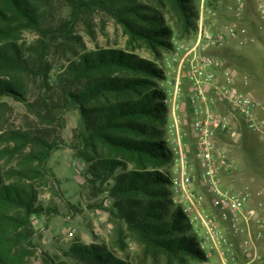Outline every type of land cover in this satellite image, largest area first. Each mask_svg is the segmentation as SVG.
I'll use <instances>...</instances> for the list:
<instances>
[{"label":"trees","instance_id":"trees-1","mask_svg":"<svg viewBox=\"0 0 264 264\" xmlns=\"http://www.w3.org/2000/svg\"><path fill=\"white\" fill-rule=\"evenodd\" d=\"M45 1L0 0V100L11 98L23 104L45 125H55L65 111L77 110L80 120L72 149L86 163L92 182L109 183L113 199L109 212L117 221L118 234L126 231L144 252L162 254L169 263L206 261L188 216L173 198V178L165 170L174 151L163 139L170 107L168 92L158 84L166 80L162 68L124 50L85 52L63 73L58 100L46 91L35 102L27 98L22 78L31 77L41 89L49 88L48 53L69 33V21L50 20L49 2ZM166 1L180 33H196L199 12L194 0ZM64 3L71 10V21L101 10L113 16L131 40L144 43L151 51L172 47L167 39L173 28L135 0ZM26 30L37 35L29 47L17 41ZM0 107L5 104L0 102ZM8 135L7 141L14 144L10 154L29 145L36 150L24 156L26 171L4 172L0 166V264H28L35 248L31 218L55 212L38 203L35 187L27 181L49 174L46 163L60 144L23 130ZM258 173L264 177V171ZM40 256L42 264H130L99 244H73L66 261H55L45 252Z\"/></svg>","mask_w":264,"mask_h":264},{"label":"rangeland","instance_id":"rangeland-1","mask_svg":"<svg viewBox=\"0 0 264 264\" xmlns=\"http://www.w3.org/2000/svg\"><path fill=\"white\" fill-rule=\"evenodd\" d=\"M135 1L146 7L148 14L159 16L160 20L164 21L163 25L173 28L172 37L167 39L172 43L171 49L158 47L157 50L151 51L144 43L131 40L114 17L104 11L86 12L71 21V10L64 0L45 1L49 2L50 20L57 21L58 24L69 21V33L65 39L54 43L48 53L49 88L41 89L40 83L31 77L22 78L27 88V98L35 102L46 91L58 100L64 85L63 73L69 64L85 52L99 49L124 50L155 62L164 70L166 76V80L158 84L169 94L185 48H189L196 41L202 20L203 30L209 33L228 32L233 29L236 35L228 38L223 49H204L201 54L221 58L233 72L237 88L264 102V0H194L199 12L198 31L187 35L180 33L166 0ZM43 10L45 11L46 7ZM17 38L20 45L29 47L37 40V35L26 30ZM0 102L5 104V107H0V166L4 172L12 169L26 171L28 166L24 156L35 149L29 145L20 153L10 154L14 144L7 141L9 131L23 130L60 144L46 163L49 174L27 181L35 187L38 203L43 208L55 212L51 216L31 218L35 231V248L28 258V264H42L41 252L49 254L55 261H66L65 254L73 244L104 245L114 256L130 264H179L174 261L167 262L162 254L144 252L143 246L126 231L118 234L117 221L109 212L113 204L109 183L92 182L86 172V163L78 158L72 149L77 142L76 130L80 120L77 110L65 111L59 123L55 125H45L30 114L23 104L11 98H3ZM180 117H184V112L180 113ZM171 126L172 118L169 116L163 139L170 144L174 157L165 170L174 182L179 163L176 159ZM182 132L186 135L184 139L190 142V129L187 125H182ZM239 136L237 141L225 138L219 143L235 165L233 173L223 177L222 183L223 187L248 192L254 206L258 202L264 203V177L258 173L264 171V137L245 130H239ZM254 160L256 162H253ZM172 189L173 198L176 203L181 204L188 216L199 245L202 241L206 242V230L202 223L196 214L188 209L187 203L182 200L174 185ZM191 190L204 196V215H213L215 212L205 188L194 182ZM258 192H261V196H258ZM220 231L227 241L232 243L228 253L234 254L236 260L243 264L244 260L237 256L236 250L243 235H234L225 224ZM222 248L226 252L229 246ZM256 248L262 259L255 264H264V238L256 242ZM200 249L205 253L206 261L186 260L183 264H220V258L211 243Z\"/></svg>","mask_w":264,"mask_h":264},{"label":"built area","instance_id":"built-area-1","mask_svg":"<svg viewBox=\"0 0 264 264\" xmlns=\"http://www.w3.org/2000/svg\"><path fill=\"white\" fill-rule=\"evenodd\" d=\"M235 35L233 29L209 33L203 30L201 20L196 41L185 48L178 64L167 100L179 163L174 186L206 230L208 242H200L202 249L211 243L220 264H240L234 254L228 253L232 243L220 231L225 224L234 235H243L237 256L243 264H255L262 259L256 242L264 238V203L252 206L248 192L223 187L222 178L232 174L235 165L219 143L223 138L235 140L239 130L264 137V102L237 88L233 72L221 58L201 54L204 49H223L228 38ZM183 124L190 129V142L184 139ZM194 182L205 188L210 198L215 212L210 217L202 209L204 196L191 190ZM227 246L225 252L222 247Z\"/></svg>","mask_w":264,"mask_h":264}]
</instances>
